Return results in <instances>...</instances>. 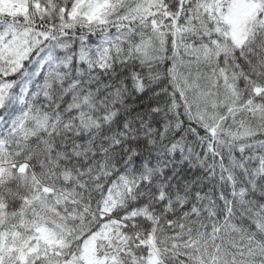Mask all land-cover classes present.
I'll use <instances>...</instances> for the list:
<instances>
[{
  "label": "snow or ice",
  "instance_id": "obj_1",
  "mask_svg": "<svg viewBox=\"0 0 264 264\" xmlns=\"http://www.w3.org/2000/svg\"><path fill=\"white\" fill-rule=\"evenodd\" d=\"M0 264H264V0H0Z\"/></svg>",
  "mask_w": 264,
  "mask_h": 264
}]
</instances>
